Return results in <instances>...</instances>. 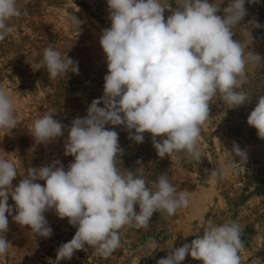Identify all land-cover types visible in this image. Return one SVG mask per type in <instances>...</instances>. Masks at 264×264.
Returning <instances> with one entry per match:
<instances>
[{"label":"clouds","instance_id":"clouds-1","mask_svg":"<svg viewBox=\"0 0 264 264\" xmlns=\"http://www.w3.org/2000/svg\"><path fill=\"white\" fill-rule=\"evenodd\" d=\"M223 3L177 0L173 8L169 0H107L110 27L99 36L107 64L103 95L93 99L87 115L74 118L70 126L55 119L56 111L49 109L29 130L43 145L67 132L64 155L74 160L67 169L57 159L29 166L18 175L12 160L0 158V256L12 247L5 238L9 216L44 238L53 232L45 212L54 210L58 218H67L76 232L57 248L56 260L61 261L71 260L86 246L107 258L121 245V229L147 228L154 213L171 218L189 206L187 191H178L167 172L149 187L143 176L118 167L117 157L123 152L119 134L106 126H123L137 144L144 142L145 133L150 134L160 158L185 152L190 160L201 161L199 137L211 101L219 95L229 109L250 103L253 97L238 89L247 82V66L264 63V57L233 38L237 29L241 36L252 38L251 28L260 27L255 20L242 24L246 0H228L227 7L221 8ZM165 10L171 11L167 18ZM22 15L26 12L18 0H0V41L15 34L10 22ZM72 19L79 30L81 21ZM33 64L35 70L45 69L50 80L79 74L78 61L51 44ZM256 101L247 124L264 140V95ZM18 123L14 97L0 88V130L9 134ZM230 153L247 162L248 154L238 144L233 143ZM17 176L22 179L13 187ZM220 177L217 169L209 173V178ZM241 231L232 219L223 223L209 219L202 235L169 248L157 264H182L189 255L202 264H241Z\"/></svg>","mask_w":264,"mask_h":264},{"label":"rangeland","instance_id":"rangeland-1","mask_svg":"<svg viewBox=\"0 0 264 264\" xmlns=\"http://www.w3.org/2000/svg\"><path fill=\"white\" fill-rule=\"evenodd\" d=\"M176 3L177 0H169L173 8ZM227 3L224 0L221 8L227 7ZM18 6L26 15L14 18L10 24L15 34L0 41V88L14 97L19 123L9 134L0 130V158L12 160L18 175L29 166L39 167L57 159L67 169L74 160L64 155L67 132L43 145L35 142L29 130L49 109L56 111L55 119L70 126L74 118L87 115L93 99L103 95L107 64L99 36L104 28L110 27L107 0H18ZM245 8L247 15L242 24L255 20L260 27L251 28L252 38L241 36L238 29L233 38L241 39L246 50L264 57V0L252 3L246 0ZM164 15L167 18L171 11L165 10ZM74 16L81 21L79 30ZM49 44L78 61V75L70 73L50 80L45 69L35 70L34 64L32 68L33 59L38 54L42 56ZM238 90L251 95L252 101L232 109L219 95L211 101L209 119L202 125L199 137L203 154L200 162L190 160L185 152L160 158L150 134L145 133L144 142L137 144L129 139L123 126H106L114 127L119 134L123 152L120 159L117 157V166L143 176L149 187L167 172L178 191H187L190 201L187 208L178 210L171 218L154 213L147 228L121 229V245L107 258L86 246V251L78 250L71 260L61 261L56 260L57 248L70 241L76 232L67 218H58L54 210L45 212L53 232L44 238L9 216L5 238L12 247L0 256V264H157L167 256L169 248L191 243L202 235L209 219L216 223L227 219L239 223L244 245L240 250L241 264H264V140L247 124L256 98L264 95V63L247 66V82ZM233 143L246 150V163L230 153ZM212 169L219 170L221 177L209 178ZM21 179L17 176L12 181L13 187ZM39 183L43 185L44 181ZM8 203L15 215L11 197ZM136 210L139 211L138 206ZM182 264L202 262L189 255Z\"/></svg>","mask_w":264,"mask_h":264}]
</instances>
